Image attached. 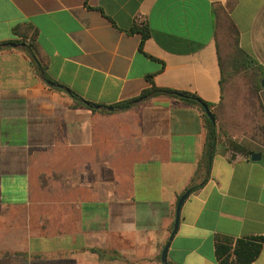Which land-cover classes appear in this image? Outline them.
Segmentation results:
<instances>
[{
	"label": "crops",
	"instance_id": "0c3cea01",
	"mask_svg": "<svg viewBox=\"0 0 264 264\" xmlns=\"http://www.w3.org/2000/svg\"><path fill=\"white\" fill-rule=\"evenodd\" d=\"M230 23L262 69L221 85ZM0 45V264L156 263L192 184L167 261L264 264V0H0ZM149 78L213 104L209 170L199 109Z\"/></svg>",
	"mask_w": 264,
	"mask_h": 264
},
{
	"label": "trees",
	"instance_id": "16d2710c",
	"mask_svg": "<svg viewBox=\"0 0 264 264\" xmlns=\"http://www.w3.org/2000/svg\"><path fill=\"white\" fill-rule=\"evenodd\" d=\"M136 29L141 32V40L139 44V50H141L143 41L146 39V37H148V30L142 24H137ZM223 29H224V34L226 36V39L229 38L231 40L229 41L227 40V44L225 43L227 46V52L224 57L225 61L223 64H221L222 66L221 79H220L221 85L223 81L226 80L227 77L229 76L233 77L239 73L240 75L239 77L242 79H245L246 77H249L250 73L256 72V70L262 69L251 55L243 51L238 46L237 30L233 27L232 23H230L229 25H224ZM31 57H32V62L37 67V70L40 72L42 70V67L40 66V64L37 62V60L34 58L32 54H31ZM149 81H150V86L142 90L141 94L138 97L139 99H149L151 97L164 95V96H168L170 98L182 101L191 106H195L196 108L199 109L201 116L203 118V123H204V128H205V141L203 145L202 157L198 164V169L204 168V170L206 171L209 170L211 160L216 151V144H217V139L219 135V130H218L217 124L212 123L210 118L206 115L202 105L206 104L211 110V107L213 104L208 101H205L204 99H202L200 96H198L197 94L193 92H189L185 90H177V89L169 88V87H159L153 83L151 78H149ZM253 87H254V90L257 91L260 88V83L256 81ZM68 92H69V95H71V97H73L77 101L76 102L77 105H84L89 108H93L95 106L94 103L83 100L75 92L70 91V90H68ZM134 101L135 100L132 99V100L119 102L115 104V107L116 108H126L130 106ZM102 107H105V106H102ZM255 112H257V114L259 113L258 111H255ZM211 113L216 119L215 114L212 110H211ZM262 113L260 112L259 115H261ZM255 130L257 131V133H264V124H260L259 122H257L255 126ZM200 185L201 184H192L187 188V190H189V192L194 191L195 189L200 187ZM245 244L249 245L248 242ZM252 250L254 252L257 251V247L253 246ZM91 251L96 252L99 256H103L105 253H108L106 251H102L96 248H92ZM250 256L252 258L254 255L252 254ZM157 263H161L160 255L157 256ZM168 264H173V263L168 261Z\"/></svg>",
	"mask_w": 264,
	"mask_h": 264
},
{
	"label": "water",
	"instance_id": "95a60500",
	"mask_svg": "<svg viewBox=\"0 0 264 264\" xmlns=\"http://www.w3.org/2000/svg\"><path fill=\"white\" fill-rule=\"evenodd\" d=\"M12 45H14V44H12ZM45 81L48 84H50V85H55L52 81H50L48 79L45 80ZM261 86H264V78L261 80ZM95 107L98 108L99 106H95ZM202 107H203L206 115L210 118L211 122L215 124V118L212 115L211 110L209 109V107L206 104H203ZM110 109H112V108H110ZM259 156H260L259 153H255L254 152V153L251 154V160H257V159H259ZM188 194H189V190H186L183 194L180 195V197L178 198V201L176 203L175 218H174L173 228H172V231L170 233V236H169L167 242L163 246L162 251L160 253V262H161V264H168V261H167V250H168V247H169L170 240H171L172 236L174 235V233L176 232L177 227H178L181 204L183 203L184 199L187 197Z\"/></svg>",
	"mask_w": 264,
	"mask_h": 264
},
{
	"label": "built area",
	"instance_id": "2783aa9c",
	"mask_svg": "<svg viewBox=\"0 0 264 264\" xmlns=\"http://www.w3.org/2000/svg\"><path fill=\"white\" fill-rule=\"evenodd\" d=\"M137 23H141L142 18L138 17L136 19ZM233 244H231V248L229 250V254H228V264H233ZM114 264V263H113ZM117 264H161V263H153V262H129V263H117Z\"/></svg>",
	"mask_w": 264,
	"mask_h": 264
},
{
	"label": "rangeland",
	"instance_id": "374dc122",
	"mask_svg": "<svg viewBox=\"0 0 264 264\" xmlns=\"http://www.w3.org/2000/svg\"><path fill=\"white\" fill-rule=\"evenodd\" d=\"M225 38H226V37H225ZM226 40L229 41V40H231V39L228 38V39H226ZM222 44H223V45H222V46H223L222 53H223V54H226V52H227V47L225 46L226 44H225V42H223ZM114 259H115V264H117V263H121V262H122V260H120L121 258H119V257H115ZM133 262H134V261H133Z\"/></svg>",
	"mask_w": 264,
	"mask_h": 264
}]
</instances>
